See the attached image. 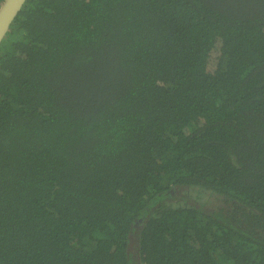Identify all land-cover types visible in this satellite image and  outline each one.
<instances>
[{
    "label": "trees",
    "instance_id": "trees-1",
    "mask_svg": "<svg viewBox=\"0 0 264 264\" xmlns=\"http://www.w3.org/2000/svg\"><path fill=\"white\" fill-rule=\"evenodd\" d=\"M12 24L0 264H264V0H27Z\"/></svg>",
    "mask_w": 264,
    "mask_h": 264
},
{
    "label": "water",
    "instance_id": "water-1",
    "mask_svg": "<svg viewBox=\"0 0 264 264\" xmlns=\"http://www.w3.org/2000/svg\"><path fill=\"white\" fill-rule=\"evenodd\" d=\"M27 0H5L0 7V45Z\"/></svg>",
    "mask_w": 264,
    "mask_h": 264
}]
</instances>
